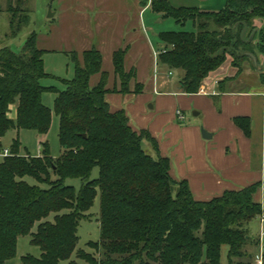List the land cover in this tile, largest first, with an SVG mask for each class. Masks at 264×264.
Here are the masks:
<instances>
[{
    "label": "trees",
    "instance_id": "obj_1",
    "mask_svg": "<svg viewBox=\"0 0 264 264\" xmlns=\"http://www.w3.org/2000/svg\"><path fill=\"white\" fill-rule=\"evenodd\" d=\"M20 2L6 8L10 38L29 23L27 12H20ZM150 7L181 24L191 20L196 27V31L158 33L165 51L157 59L181 71L179 86L185 93L198 92L227 55L236 74L247 63L257 67L258 56L264 55V0H227L219 11L175 7L168 0H151ZM255 20L261 21L259 28ZM44 52L34 31L19 51L0 43V264L15 257L21 235H30V243L40 249L38 256H21L22 264H60L73 253L76 259L69 264H253L255 252L249 246L257 250L258 237L252 238L247 225L264 215L255 199L260 184L225 190L209 200L195 199L186 180L171 176L169 158L159 153L151 134L134 129L124 109L110 110L105 97L108 72L102 69L99 49L92 46L80 56L71 52L74 76L70 79L45 71ZM126 52L127 48H118L112 53L119 79L112 91L130 92L135 79V70L124 68ZM94 74L99 79L91 86ZM45 77L57 78L63 88L44 86ZM230 79H222L220 89ZM260 81L264 83L262 72ZM141 90L142 84L134 80L133 91ZM44 91L55 93L61 153L54 158L44 142L41 155L21 154L15 138L3 155L2 137L9 129L47 133L52 111L42 102ZM13 105L15 116L10 117ZM234 122L250 134L247 117H235ZM144 140L155 156L144 149ZM95 166L98 176L89 180ZM25 177L47 186L30 184ZM68 177L86 181L76 190L65 184ZM97 192L99 240L88 242L91 251H86L78 248L77 228ZM51 213L52 221L47 219ZM262 260L264 264V249Z\"/></svg>",
    "mask_w": 264,
    "mask_h": 264
},
{
    "label": "crops",
    "instance_id": "obj_2",
    "mask_svg": "<svg viewBox=\"0 0 264 264\" xmlns=\"http://www.w3.org/2000/svg\"><path fill=\"white\" fill-rule=\"evenodd\" d=\"M168 1L175 7H198L200 10L208 11H219L227 2V0ZM132 2V6L121 3L120 10L126 12L122 14L127 24L124 31L114 30L118 25L114 21L113 12L116 9L112 7V3L104 8L101 6L104 15L97 14V19L99 16L102 19L108 16L105 22L102 21L104 27L98 25L97 19L94 21L96 27H101L100 32L108 31L116 43L112 39L110 43L107 37L100 36L95 44L89 42L81 50L82 52L95 46L102 52L103 57L105 51L110 56L111 68L104 70L108 72L106 86L109 91L105 97L110 110L124 109L134 129H145L151 134L157 142L159 153L169 158L171 176L177 180H186L195 199L209 200L225 190H237L252 183H259L255 199L261 202L264 192V84L250 82L237 88H229L224 84L220 89L219 82L226 76L231 77L227 82L229 84L236 80L243 83L239 76L232 77L236 69L226 61L203 80L198 92L185 93L179 83L172 82L170 78L174 72L179 76L180 70L170 69L160 63L155 55L152 58L153 63L155 61L157 66L167 68L168 71L163 76L156 74V67H153L150 87L146 90L139 71L143 70L144 74L146 67L143 65L144 58L151 55L153 48L149 40L150 49L148 48L143 34L132 35L139 30L137 14L140 15L144 10L151 8V0ZM131 11L135 13H127ZM156 15L161 16L158 13ZM130 16L132 20L129 19ZM254 25L259 28L261 21L255 20ZM157 46L159 49L160 43ZM118 48H127L124 68L126 71L131 68L135 70L134 80L142 84L140 92L133 91L134 80L131 82L130 92L112 91L113 86L119 84L112 64V53ZM247 66L248 70L259 68L264 72V55L258 56L257 67H252L250 63H247ZM97 75L98 81L99 74ZM187 109L193 111V118L184 121L186 115L183 113ZM177 110H180L182 119L177 116ZM9 115L15 116V105L11 107ZM240 116L249 119V135L234 122V118ZM202 130L206 133V138L202 136ZM144 141L151 146L149 141ZM153 153L156 154L154 149Z\"/></svg>",
    "mask_w": 264,
    "mask_h": 264
},
{
    "label": "rangeland",
    "instance_id": "obj_3",
    "mask_svg": "<svg viewBox=\"0 0 264 264\" xmlns=\"http://www.w3.org/2000/svg\"><path fill=\"white\" fill-rule=\"evenodd\" d=\"M19 1H21L19 7L23 10L20 12L22 14L27 12L29 16V23L22 27L16 37L10 38L7 36L9 32L10 14L6 11V8L9 4H14V6H17ZM109 3H112V7L116 9V14L113 12V17L115 18L114 21L117 22L118 26L114 30L117 32L119 29L124 31V27H126L127 24L124 22L125 16L123 18V15L126 14V12H122L120 10L121 3H123V5L129 4L132 6V0H0V43L9 45L13 50L19 51L27 36L32 31H34L37 34V46L45 51L43 55L45 71L54 77L70 79L74 76V63L71 59L72 51L80 56L81 50L85 47V45L89 42L95 44V41L100 39V36L107 37L110 43L112 40H115L111 38L113 35L108 33V31L100 32L101 27H96L94 25V21L97 19V14L100 16L104 15L100 8H104ZM20 12L17 13L19 14ZM127 13L131 14L135 12L131 11ZM50 14H52V16H49ZM100 16L97 19L98 25L104 27V23L102 21H106L108 16L104 17L105 19H102ZM129 19H131V16ZM136 20L139 24V30L131 35L141 36L140 34H143L142 36L145 38L144 42L148 44L149 40L153 48L152 52H150L151 55L147 58H144L143 65L146 66L144 74H142L143 70L139 71V76L143 78L146 85L145 89L148 90L150 87V78L154 73L153 67H156V74H163V76H165L168 71L167 68H161L155 64V61L154 63L152 61V58H154L156 55L155 52L158 51V33L164 30L196 31V27L193 25L191 20L181 24L176 22L172 17L163 18L159 15H156V13L153 12L151 8L147 9L146 11L144 10L140 15L137 14ZM143 28L147 31H143ZM114 43H116V40ZM148 48L150 49L149 44ZM106 53L107 51L104 52L103 57V70H109L111 68V59L109 54ZM231 60L232 58L227 55L225 62H230L231 65ZM247 68L248 66L246 65V70L244 69V72L242 71L239 74H236L235 69V72L233 70L235 74L232 77L239 76L243 83H238L239 81L236 80L232 84L226 83L227 86L229 88H237L238 86L243 87V85H246L250 82L251 84L257 85L262 83V81H260V72L263 71L259 70V68H255L254 70H248ZM179 72L181 74V71ZM177 74L178 73L174 72L170 78H172V82L177 81L178 84L180 75L177 76ZM54 77H45L41 80V83L44 86H55L58 89H62V82ZM97 78V74L91 77V86L96 84ZM225 78L229 79L231 77L226 76ZM54 97L55 93L53 91H44L42 93V102L52 111L50 127L46 134H40L32 129L17 130L11 128L2 137L3 147L9 149L13 140L18 138L21 144L19 150L21 154L28 153L30 155L38 156L42 154L43 143L46 142L48 144L50 154L54 158L58 157L62 151V148L58 138L59 122L58 116L54 112ZM183 114H185L187 117H185L184 121H187L189 118H193L192 110L187 109ZM143 147L147 152L154 155L153 149L150 145H148V143H146V141H143ZM97 176L98 167L95 166L93 167L88 179L91 180L97 178ZM52 178H54V176ZM25 179L30 184H38L40 187L47 186L45 183H37L36 180L31 177H25ZM85 181L86 179L79 177H68L65 179V184L71 185L76 190H78ZM99 202L100 196L97 192L92 206L85 212L87 217L82 218L78 224V248H82L86 251H91L88 242H95L99 240ZM261 203L262 209L264 210V192L262 194ZM53 216L54 213H51L47 219L52 221ZM247 226L252 238H257L261 229L260 217L252 219ZM36 228L37 224L33 226L32 232H35ZM30 238V235L19 236L17 241L16 255L6 264H22L21 256L25 254H32L35 256L39 255V247L32 245L30 243ZM249 248L252 252L255 251L256 246L250 245ZM226 252L227 247L224 245L221 251L223 263L226 261ZM95 254L98 255V252ZM72 259H76L75 253H73L69 259L62 260L60 264H69V261Z\"/></svg>",
    "mask_w": 264,
    "mask_h": 264
},
{
    "label": "built area",
    "instance_id": "obj_4",
    "mask_svg": "<svg viewBox=\"0 0 264 264\" xmlns=\"http://www.w3.org/2000/svg\"><path fill=\"white\" fill-rule=\"evenodd\" d=\"M165 49L163 47L159 48L158 51L155 52L156 56H158V54L164 52ZM171 73V72H170ZM177 116L182 119L183 116L180 112V110L176 111ZM8 153V149H4L3 151V155H6ZM260 217V225H261V229L260 232L258 234V246H257V250L254 254V258H253V264H263V260H262V252L264 249V215L259 216Z\"/></svg>",
    "mask_w": 264,
    "mask_h": 264
},
{
    "label": "water",
    "instance_id": "obj_5",
    "mask_svg": "<svg viewBox=\"0 0 264 264\" xmlns=\"http://www.w3.org/2000/svg\"><path fill=\"white\" fill-rule=\"evenodd\" d=\"M49 16H52V14H50ZM244 30H245V28H244ZM244 30H243V32H244ZM243 32H242V34L241 35H243ZM202 136L204 137V138H206L207 136H206V133L202 130Z\"/></svg>",
    "mask_w": 264,
    "mask_h": 264
}]
</instances>
